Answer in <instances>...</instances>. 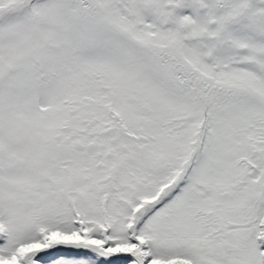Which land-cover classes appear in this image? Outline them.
Here are the masks:
<instances>
[{
  "label": "snow or ice",
  "instance_id": "6c2138e0",
  "mask_svg": "<svg viewBox=\"0 0 264 264\" xmlns=\"http://www.w3.org/2000/svg\"><path fill=\"white\" fill-rule=\"evenodd\" d=\"M0 264H264V0H0Z\"/></svg>",
  "mask_w": 264,
  "mask_h": 264
}]
</instances>
